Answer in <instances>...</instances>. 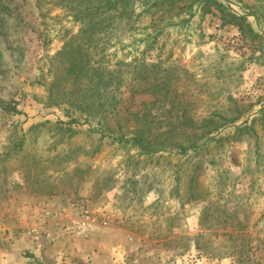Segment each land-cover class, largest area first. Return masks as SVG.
Segmentation results:
<instances>
[{"label":"rangeland","instance_id":"obj_1","mask_svg":"<svg viewBox=\"0 0 264 264\" xmlns=\"http://www.w3.org/2000/svg\"><path fill=\"white\" fill-rule=\"evenodd\" d=\"M129 3L0 0V264H264V0Z\"/></svg>","mask_w":264,"mask_h":264},{"label":"trees","instance_id":"obj_2","mask_svg":"<svg viewBox=\"0 0 264 264\" xmlns=\"http://www.w3.org/2000/svg\"><path fill=\"white\" fill-rule=\"evenodd\" d=\"M104 1V6L101 10H99V12L103 15V14H110V13H116L118 12V10L121 8L123 9L122 12H125L127 15H130V3L128 4L129 0H103ZM87 15H92L91 14V10H88ZM125 139L124 138H120L119 142H123ZM133 143L136 145V147H138L139 149H141L142 151L146 152V153H155V151H153L150 147L149 144H144L143 143V138H132ZM186 151V150H184Z\"/></svg>","mask_w":264,"mask_h":264},{"label":"built area","instance_id":"obj_3","mask_svg":"<svg viewBox=\"0 0 264 264\" xmlns=\"http://www.w3.org/2000/svg\"><path fill=\"white\" fill-rule=\"evenodd\" d=\"M264 222V221H263Z\"/></svg>","mask_w":264,"mask_h":264}]
</instances>
